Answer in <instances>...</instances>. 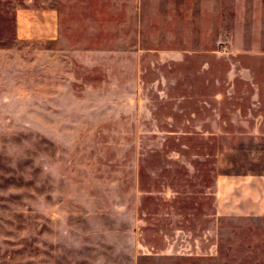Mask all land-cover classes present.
Instances as JSON below:
<instances>
[{"label": "rangeland", "instance_id": "374dc122", "mask_svg": "<svg viewBox=\"0 0 264 264\" xmlns=\"http://www.w3.org/2000/svg\"><path fill=\"white\" fill-rule=\"evenodd\" d=\"M62 3L0 0V264H149V224L194 264L216 150L256 142L225 131L264 98V0H183L174 24L144 3L140 25ZM221 227L241 264L242 231Z\"/></svg>", "mask_w": 264, "mask_h": 264}, {"label": "crops", "instance_id": "0c3cea01", "mask_svg": "<svg viewBox=\"0 0 264 264\" xmlns=\"http://www.w3.org/2000/svg\"><path fill=\"white\" fill-rule=\"evenodd\" d=\"M62 1L61 11L59 5L54 8L58 18L70 16V22L88 25H140L143 22L144 3H149V23H179V18L184 14L183 0ZM243 82L244 86L260 88L258 82ZM255 100L257 101L250 102L253 106L250 113L240 117L235 115V120L241 121L243 127H239L237 123V129L233 127L232 131H225V135L251 137L256 142L229 145L216 150L209 248L207 250L203 245L199 224V234L194 238V264L230 263L229 250L233 247L227 240L229 236L223 234L225 240L222 241V237L221 241L218 239L219 225L221 227L228 224L234 225V231H242L241 264H264V98L259 93ZM160 215L169 214L163 210ZM153 228L154 224H149V231L161 233L164 246L155 251L152 241H149V264H185V255L169 253V234L163 229ZM256 248L259 249L258 254ZM164 256L168 258L165 262Z\"/></svg>", "mask_w": 264, "mask_h": 264}]
</instances>
